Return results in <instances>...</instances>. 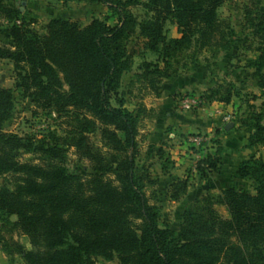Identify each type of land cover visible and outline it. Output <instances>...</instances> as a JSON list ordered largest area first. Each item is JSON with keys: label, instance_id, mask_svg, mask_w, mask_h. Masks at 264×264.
Instances as JSON below:
<instances>
[{"label": "trees", "instance_id": "trees-1", "mask_svg": "<svg viewBox=\"0 0 264 264\" xmlns=\"http://www.w3.org/2000/svg\"><path fill=\"white\" fill-rule=\"evenodd\" d=\"M88 1L105 4L115 22L51 17L36 31L24 12L0 0V27L6 21L3 31L12 40L0 46V60L13 63L15 87L43 110L70 113L64 135L49 131L22 139L3 129L14 100L11 89L0 87V175H11L0 186V247L25 264H95L96 257L119 264H264V155L242 161L235 171L252 178L253 193L233 187L215 196L203 193L183 209L176 232L160 221V206L145 193L154 180L135 161L140 113L127 108L120 93L137 54L129 48L135 36L156 55L154 62L142 60L135 73L150 84L170 77L173 59L191 47L229 50L236 33L218 11L229 0H145L148 15L140 20L128 8L133 0ZM167 21L177 36L167 35ZM247 64L264 94V53ZM223 88L219 101L229 103L231 87ZM262 118L254 116L246 147L264 148ZM96 129L100 147L90 138ZM71 147L88 172L66 168ZM19 150L39 154V162L20 161ZM221 151L198 160L201 177L220 172ZM156 154L166 170L161 147ZM188 186L187 177L174 179L167 198L178 201ZM14 234L26 236L30 247Z\"/></svg>", "mask_w": 264, "mask_h": 264}, {"label": "rangeland", "instance_id": "rangeland-1", "mask_svg": "<svg viewBox=\"0 0 264 264\" xmlns=\"http://www.w3.org/2000/svg\"><path fill=\"white\" fill-rule=\"evenodd\" d=\"M133 1L135 3L128 8L135 17L138 20L147 17L141 5L145 0ZM5 3L24 12L28 25L36 31H43L51 17L69 18L81 24L92 18H105L109 24L115 22L105 4L88 0H5ZM248 9L251 20L246 16ZM218 11L236 33V40L229 50L214 53L213 50L191 47L173 59L170 77L155 78L150 84L148 80L136 78L135 73L142 60L154 62L156 55L144 50L140 38L135 36L129 48L133 47L137 54L132 59L131 70L124 74L120 88L125 106L140 113L135 161L139 168L146 167L154 180L146 185L145 193L150 203L160 206V221L176 232H179L183 209L203 193L215 196L226 187L253 193L252 178L237 177L235 171L242 161L264 155L262 146L246 147L243 144L257 113H262L264 124L263 90L257 86L254 69L247 64L248 58L264 53V0H229ZM2 23L0 46H9L12 40L3 31L6 21ZM165 27L168 36L178 35L171 22L167 21ZM14 84L13 63L7 59L0 60V87L11 89L14 100L12 113L3 123V129L22 139L29 136L38 139L49 131L64 135L69 128L70 113L37 107L32 98ZM224 86L231 87L229 103L219 101L224 95ZM189 95L196 97L198 103L191 109H185L181 101ZM224 117H228L227 120ZM227 124L231 125L230 129L225 128ZM196 135L205 137L200 145L188 142V137ZM90 138L96 146H101L99 129L91 133ZM160 147L164 151L166 170L160 166L162 160L156 154ZM218 147L222 149L219 153L220 172L201 177L195 164ZM17 156L20 161L34 163L40 159L39 154L24 150L17 151ZM65 159L66 168L70 171L88 172L86 161H78L73 147L67 149ZM183 177L188 179L187 191L178 201L169 200L166 196L169 184ZM10 179L9 174L0 175V186ZM217 210L221 215H227L224 207L218 206ZM14 237L30 247L26 236L14 234ZM0 264L25 263L19 255L10 256L0 247ZM95 264L119 263L116 259L96 257Z\"/></svg>", "mask_w": 264, "mask_h": 264}, {"label": "built area", "instance_id": "built-area-1", "mask_svg": "<svg viewBox=\"0 0 264 264\" xmlns=\"http://www.w3.org/2000/svg\"><path fill=\"white\" fill-rule=\"evenodd\" d=\"M198 103V99L194 96H187L185 97L182 101H181V105L183 108L185 109H191L193 108L194 106H196ZM228 117H224L225 120H227ZM188 142L191 143L192 145H200L205 137L201 136V135H196V136H191V137H188Z\"/></svg>", "mask_w": 264, "mask_h": 264}, {"label": "crops", "instance_id": "crops-1", "mask_svg": "<svg viewBox=\"0 0 264 264\" xmlns=\"http://www.w3.org/2000/svg\"><path fill=\"white\" fill-rule=\"evenodd\" d=\"M225 126H227V129H230V127H231V125H229V124H227V125H225ZM226 128V127H225ZM248 131H249V133H248V135L245 137L246 139L244 140V142H243V144L244 145H246L247 144V137H249V135L254 131V128H253V126H250V128L248 129ZM236 137V136H235ZM234 137V138H235ZM235 140H238L237 138H235ZM238 142V141H237ZM239 144V143H238ZM243 145V146H244ZM246 148V147H245Z\"/></svg>", "mask_w": 264, "mask_h": 264}, {"label": "water", "instance_id": "water-1", "mask_svg": "<svg viewBox=\"0 0 264 264\" xmlns=\"http://www.w3.org/2000/svg\"><path fill=\"white\" fill-rule=\"evenodd\" d=\"M226 128H227V126H226Z\"/></svg>", "mask_w": 264, "mask_h": 264}]
</instances>
